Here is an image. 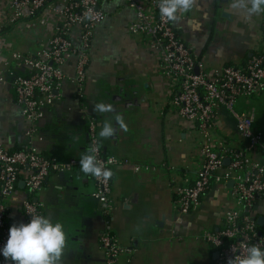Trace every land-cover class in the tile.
Returning <instances> with one entry per match:
<instances>
[{"label": "crops", "instance_id": "crops-1", "mask_svg": "<svg viewBox=\"0 0 264 264\" xmlns=\"http://www.w3.org/2000/svg\"><path fill=\"white\" fill-rule=\"evenodd\" d=\"M9 1L0 0V72L6 78L0 84V142L7 150L17 151L26 147L30 126L21 115L7 74L12 71L27 76L30 70L11 56L29 55L45 45L55 21L47 15L9 26ZM231 3L197 0L190 12L172 21L206 70L227 65L244 68L251 57L264 51V13L248 16L243 10L231 9ZM103 9L107 16L93 34L84 100H77L71 81L76 66L72 56L62 68L65 79L55 92L56 99L37 123L41 139L32 146L38 154L59 163L79 162L89 149L88 120L94 119L103 152L120 161L111 168L110 214H104L105 205L96 198L93 176H85L79 165L69 172L50 174L32 199L43 215L65 226L68 247L64 264H105L99 245L105 231L112 233L123 249L117 264H215L218 251L203 234L220 229L225 214L235 208L229 187L212 184L196 210L179 213L175 188L191 184L200 167L196 126L179 118L171 106L175 87L162 76L159 56L150 48L149 39L129 34L133 12L125 1L105 2ZM116 96L121 100H113ZM101 101L113 104L114 112H93V103ZM235 110L249 114L253 130L264 139V91L252 98H239ZM116 113L124 116L128 131L101 139V126L109 120L115 124ZM213 139L217 151L246 150L234 118L223 108L217 112ZM249 156L264 169L260 150ZM23 175L8 201V228L25 223L22 202L28 196ZM252 215L264 224V199L255 204ZM259 229L264 232V226Z\"/></svg>", "mask_w": 264, "mask_h": 264}, {"label": "built area", "instance_id": "built-area-1", "mask_svg": "<svg viewBox=\"0 0 264 264\" xmlns=\"http://www.w3.org/2000/svg\"><path fill=\"white\" fill-rule=\"evenodd\" d=\"M111 0H10L8 3L9 26L24 19L54 17L52 35L45 45L32 54H12L30 70L27 76L8 72L16 95L21 115L29 124L26 132L27 145L17 151H9L0 142V249L9 236L7 225L8 201L14 194L17 183L24 174L27 198L22 202L24 222L29 214H43L40 205L33 201L53 173L69 172L79 165L76 160L59 163L54 158L38 154L33 143L40 140L36 129L43 118L44 109L56 99L55 92L61 87L65 76L63 66L69 58H76L75 94L79 102L85 98L86 70L89 65V50L95 29L103 23L107 14L103 4ZM133 12L127 30L132 36L149 39L150 48L159 56V69L164 78L171 81L175 91L171 106L183 121L194 124L200 138V167L191 184L175 188V206L180 214H189L200 205L201 197L212 184L228 188L235 208L225 214L223 225L217 231H207L203 239L215 247L218 257L215 264H227L235 255L243 256L246 249L259 243L264 248V232H261L252 215L255 204L264 199V169L252 160L249 153L260 150L264 154L263 136L253 130V119L249 114L235 110L239 98H252L264 91V51L251 57L244 68L227 65L206 70L197 60L189 46L177 34L172 21L159 13V0H124ZM6 82L0 72V84ZM225 109L236 122L240 139L246 142L244 152L232 150L228 154L215 150L213 139L217 112ZM85 109V107H83ZM89 148L96 147L98 159L113 168L120 161L103 152L96 135V122L88 120ZM229 164L225 165V160ZM111 161V163H109ZM140 167H135L139 171ZM96 198L105 205L104 214H110L111 178L93 177ZM100 248L105 254V264H117L123 253L117 238L105 231L99 238ZM0 264H10L0 254Z\"/></svg>", "mask_w": 264, "mask_h": 264}, {"label": "clouds", "instance_id": "clouds-1", "mask_svg": "<svg viewBox=\"0 0 264 264\" xmlns=\"http://www.w3.org/2000/svg\"><path fill=\"white\" fill-rule=\"evenodd\" d=\"M197 5V0H159L160 16L169 21H177L184 13L190 12ZM231 9L243 10L248 16L264 13V0H232ZM93 112L113 113L114 106L106 102H94ZM114 121H106L99 132L101 139H109L118 131H128L123 115L116 113ZM96 147H90L81 154L79 166L85 175L108 180L114 172L100 161ZM111 163V161H109ZM28 223L13 224L9 228L6 244L0 249L10 264H64L68 247L65 226L51 216L29 214ZM227 264H264V248L259 243L246 249L243 256L229 258Z\"/></svg>", "mask_w": 264, "mask_h": 264}, {"label": "water", "instance_id": "water-1", "mask_svg": "<svg viewBox=\"0 0 264 264\" xmlns=\"http://www.w3.org/2000/svg\"><path fill=\"white\" fill-rule=\"evenodd\" d=\"M227 1H232V0H224V2H227ZM222 16L228 17V14L223 13ZM122 93H123V88L120 90L119 96H121ZM119 96L114 97L113 100L120 101L121 97H119ZM228 164H229V160L227 159V160H225V165H228ZM227 185H228V187H231L233 185V182L230 181V182H228ZM257 224H258L259 227H263L264 226V224L262 223V220L260 218L257 220ZM159 226H160V224H159Z\"/></svg>", "mask_w": 264, "mask_h": 264}, {"label": "rangeland", "instance_id": "rangeland-1", "mask_svg": "<svg viewBox=\"0 0 264 264\" xmlns=\"http://www.w3.org/2000/svg\"><path fill=\"white\" fill-rule=\"evenodd\" d=\"M262 119H263V121H264V113L262 114Z\"/></svg>", "mask_w": 264, "mask_h": 264}]
</instances>
